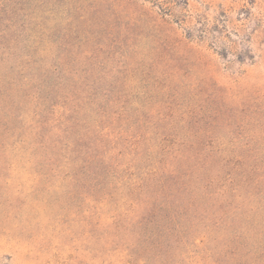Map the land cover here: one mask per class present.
Masks as SVG:
<instances>
[{"label":"rangeland","instance_id":"obj_1","mask_svg":"<svg viewBox=\"0 0 264 264\" xmlns=\"http://www.w3.org/2000/svg\"><path fill=\"white\" fill-rule=\"evenodd\" d=\"M68 1L56 0L55 8L63 18L56 29L69 35L62 43L70 51L48 54L62 65L59 77L89 80L92 101L91 94L102 92L117 94L119 100L108 109L91 104L85 121L104 140L88 148L71 142L66 128L56 130L63 147L55 145L51 154L44 152L50 141H40L37 149L27 131L2 137L0 264H219L221 238L208 236L202 225L192 233L184 224L164 227L156 216L162 187L154 185L161 174L124 169L137 163L133 148L115 141L122 136L132 141L130 128L141 125L148 128L141 133V147H157L153 158L169 164L177 155L168 146H155L149 133L161 124L158 113L177 112L163 124L198 121L208 130L219 120L233 121V111L244 108L251 127L264 126V0H88L90 5L99 1L93 13L82 0ZM79 7L94 22L81 30L75 28L82 21ZM49 12L46 0L44 45L54 32ZM68 12L73 26L64 23ZM102 78L106 82L101 85ZM166 91L164 103L153 99ZM78 106L84 107L83 102ZM21 110L32 129L47 118L36 103ZM56 110L70 118L64 107ZM180 110L191 116L182 122ZM210 131L207 137L213 141L217 136ZM189 136L175 134L173 141ZM88 153L113 163V183L105 184L108 173L100 171L97 181L103 183L93 187L98 168H89Z\"/></svg>","mask_w":264,"mask_h":264},{"label":"trees","instance_id":"obj_2","mask_svg":"<svg viewBox=\"0 0 264 264\" xmlns=\"http://www.w3.org/2000/svg\"><path fill=\"white\" fill-rule=\"evenodd\" d=\"M124 1L131 3L133 0ZM45 2L0 0V140L14 131H27L34 138L37 149L44 140L50 141L52 144L49 149L44 146V152L51 154L56 146L60 149L63 147L60 146L62 141L56 130L66 128L65 131L72 133L71 142L88 148L104 140L93 125L88 126L85 121L91 104H106L108 109L116 104L119 96L104 92L91 94L96 98L92 101L88 94L89 80L59 77L62 65L53 63L48 54L66 49L70 51V46L62 43V39H68L69 35H60L57 31L56 27L63 23V18L56 14V0H50L49 14L53 15L51 21L54 32L48 43L43 44ZM75 2L69 0L68 4L74 5ZM81 2L87 3L90 13L100 9L99 1H92L91 5L88 0ZM80 11L83 12L80 16L82 21L75 28L81 30L89 18H86V11L81 8ZM75 22L71 14L64 19L68 26H73ZM89 23L94 24L93 21ZM98 82L102 85L106 79H99ZM167 94L168 91L152 97L164 103ZM79 101L83 102L84 107L78 106ZM33 103L38 104L42 114L47 117L39 121L40 125L35 129L26 126L20 114L22 108ZM61 106L65 108V114H71L70 118H64V113L57 112L56 108ZM248 112V109H236L233 111V121L221 123L222 120H219L217 125L208 130L198 121H184L186 125L177 126L163 124L166 118H174L177 112L158 113L161 124L150 127L149 133L156 138L158 144L155 146L158 145L160 149L164 145L168 146L172 155H177L169 164L153 158L157 147H141V133L148 129L141 125L130 128L132 141L124 136L115 141V144L122 142L126 146L131 143L133 148L131 154L137 163L134 161L129 169H124L140 170L151 176L161 174L154 185L162 187L161 203L158 204L161 209L156 216L164 222L163 226L174 223L177 227L184 224L192 233L197 232L202 225L208 236L214 234L221 238L217 240L220 244L217 255L221 264H264V138L251 137V134L264 135V126L251 127ZM194 114L193 117L202 116ZM186 116H191V113L180 110L177 115L182 122ZM71 117H74V121ZM209 130L217 136L213 141L207 137ZM187 132L190 136L183 141H173L175 134ZM71 149L75 152L73 147ZM87 157L89 168L93 165L98 168L91 178L93 187H101L103 182H114L115 175L111 173L113 163H103V158L96 159L91 153ZM100 171L108 173L102 183L97 181ZM134 174L130 173V176ZM218 258L216 263H219Z\"/></svg>","mask_w":264,"mask_h":264}]
</instances>
